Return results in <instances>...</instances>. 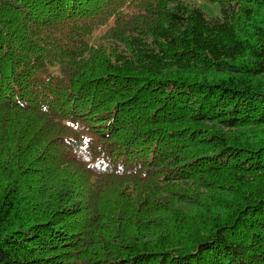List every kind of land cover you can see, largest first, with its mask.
<instances>
[{"label":"trees","instance_id":"1","mask_svg":"<svg viewBox=\"0 0 264 264\" xmlns=\"http://www.w3.org/2000/svg\"><path fill=\"white\" fill-rule=\"evenodd\" d=\"M0 264H264V0H0Z\"/></svg>","mask_w":264,"mask_h":264},{"label":"rangeland","instance_id":"2","mask_svg":"<svg viewBox=\"0 0 264 264\" xmlns=\"http://www.w3.org/2000/svg\"><path fill=\"white\" fill-rule=\"evenodd\" d=\"M200 5L204 9V11L208 14H211L214 10L211 6L207 5L206 3L201 2Z\"/></svg>","mask_w":264,"mask_h":264}]
</instances>
